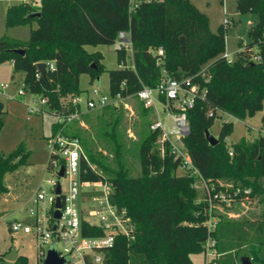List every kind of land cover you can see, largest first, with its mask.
Instances as JSON below:
<instances>
[{"label":"trees","instance_id":"16d2710c","mask_svg":"<svg viewBox=\"0 0 264 264\" xmlns=\"http://www.w3.org/2000/svg\"><path fill=\"white\" fill-rule=\"evenodd\" d=\"M236 7L241 12H253L257 20L249 31L250 41L240 42L232 63L223 55L231 20L227 19L215 33L208 15L191 0H41L38 5L20 2L7 8L6 29H30L24 39L6 32L0 35V63L12 61L15 72H24L26 90L47 99L46 112L75 110L66 100L80 94L81 75L88 73L93 82L106 70L102 54L90 52L86 45L115 44L121 31L130 36L132 62L127 61L129 50L117 47L120 67L108 70L112 96L128 97L144 86L155 87L165 70L178 80L191 77L200 88H207L206 96L198 93L195 103L185 109L189 132L182 139L199 174L191 175L183 167L182 158L170 142L163 146L158 142V128L150 129L140 144L139 176L129 175L118 146L111 164L89 139L69 131L70 125L64 128V134L81 138L88 156V161L82 163V179L110 181L114 188L112 202L120 209L126 208L135 223L133 238L118 235L114 247L105 252L103 264H194L191 254L203 251L212 237L221 255L210 264H242L238 256L242 248H248L250 264H264V219L238 221L218 213V225L210 232L206 225L210 203L205 188H200L203 182L220 188V180H231L232 189L249 188V196L258 195L264 200V135L228 144L234 127L228 120L222 123L218 143L210 144L205 133L211 132L219 112L234 114L237 100L244 115H253L264 104V0H237ZM34 11L40 14L31 15ZM34 21L36 27L32 26ZM161 47L164 55L157 64ZM15 48L25 53L14 52ZM39 62L47 63L45 74L40 72ZM219 65L222 68L218 72ZM225 71L231 73L229 79L223 78ZM112 107L116 106L94 111ZM169 107L172 113L181 111L174 100ZM4 112L5 104L0 99V129ZM98 119L99 133L114 137V126L108 130L106 119ZM59 129L56 122L55 132ZM29 154L22 144L9 154H0V196L8 190L5 173L27 163ZM179 168L183 173H178ZM241 199L240 195L236 197V201ZM83 233L90 236L103 230L83 221ZM3 257L0 255L1 262L6 261ZM19 261L28 264L24 255Z\"/></svg>","mask_w":264,"mask_h":264},{"label":"rangeland","instance_id":"374dc122","mask_svg":"<svg viewBox=\"0 0 264 264\" xmlns=\"http://www.w3.org/2000/svg\"><path fill=\"white\" fill-rule=\"evenodd\" d=\"M191 1L200 11L208 15L209 26L215 33L219 32V26L225 22V18L231 20L225 33L224 53L228 52L232 58H235L241 47L240 42L250 41L249 31L256 24V14L237 10V0ZM0 2L6 9L7 6L20 2H34L38 5L41 0H0ZM32 26L36 27L37 22L34 21ZM29 29L28 26H16L7 28L6 34L11 37L17 35L28 37ZM117 47V43L98 46L86 45V49L90 52L99 51L102 54V61L106 70L99 80L93 82H91L88 73L81 75L79 82L81 98L84 99L87 95L91 96L95 87L102 93L110 95L108 70L120 67L117 61ZM129 52L130 55L127 61L131 63V50ZM221 68L222 65H219L216 71H221ZM24 76L23 71L15 72L12 61L0 63V85L7 86L4 92H0V99L5 104V112L1 114L3 125L0 129V154H9L21 144L30 152L27 163L20 164L15 170L5 173V184L8 190L0 196V255H3L5 251L16 248L19 255L26 257L28 264H39L37 259L38 242L33 234L23 231L14 233L9 225L13 220L20 221V219L28 218V207L31 198L37 191V187L44 179L51 178L50 172L47 171L51 157L49 140L52 138V134L55 133L54 125L58 120L55 114L46 111L30 112L32 106H41V96L32 94L27 90L22 95L18 94L19 88L24 87ZM230 76L231 73L225 71L223 78L229 79ZM233 111L234 114L232 113V115L228 112L218 113V117L211 128V132L216 137L219 135L223 121L226 120L234 123L232 133L227 140L228 144L230 142H241L244 138L254 139L261 134L264 135V104L253 115H244L241 114L242 108L240 101L237 100ZM98 116L106 119L108 124L105 126L108 130H111L114 126V137L99 133ZM157 119L163 121L167 130L172 127V118L161 102L157 101L154 108H147L142 100L132 96L115 108L92 111L82 116L80 120L70 124L69 131L78 132L83 140L89 139L94 149L102 153L105 156L104 159L111 164H114L116 146H118L122 160L127 170H129V175L139 176L142 170L140 144ZM90 162L96 167L95 163ZM183 171L180 168L178 169V173H183ZM262 183H264V177ZM220 184V187L233 185L231 180H220ZM66 186L67 183L63 181V188L66 189ZM200 188L203 189V186H200ZM260 199L261 197L258 195L249 196L235 202L230 208L217 203L216 212L221 213L225 219L238 221L246 219L262 220L264 219V200ZM85 204L87 202H78L80 209ZM238 253L241 262L242 257L247 256L248 248H242ZM191 258L194 264H210L211 262L207 261L204 251L191 254Z\"/></svg>","mask_w":264,"mask_h":264},{"label":"built area","instance_id":"2783aa9c","mask_svg":"<svg viewBox=\"0 0 264 264\" xmlns=\"http://www.w3.org/2000/svg\"><path fill=\"white\" fill-rule=\"evenodd\" d=\"M228 18H225V22ZM118 47L132 50L130 36L126 31L119 33L116 41ZM159 58L157 64H160L161 57L164 55L163 48L158 49ZM227 62L232 63L234 58L228 52L224 53ZM255 56V60H259ZM50 67L54 66L50 62ZM209 81L208 78L206 82ZM24 86V85H23ZM6 85H0V92H4ZM26 91L25 86L19 88L18 94L22 95ZM206 96L207 88H200L198 83H194L190 78L178 80L171 76L166 70L160 83L155 87L144 86L135 95L124 97L121 94L108 96L102 93L98 88L92 90V95L81 98L80 94L70 95L66 102L75 106V110L62 108L55 112L60 129L52 134L49 140L51 157L47 166L51 178L44 179L37 187L36 193L31 198L29 205V215L27 219L13 220L10 222V228L14 233L21 231L31 233L38 242L37 259L44 264L45 257L51 246L55 245L58 255L67 258L65 264H103L104 254L108 249L116 244V237L124 235L133 238L135 223L127 215V209H120L112 202L114 188L110 181H84L82 179V163L88 161L85 154L83 143L80 137L75 135H66L64 128L71 123L80 120L83 114L88 111L102 109L108 105L119 106L129 97H136L142 100L147 108L156 107L159 101L169 112L173 124L170 129H166L163 121L157 119L152 124V129H160L158 142L163 146L166 141L170 142L172 150L183 160V167L190 171V174H199L194 166L191 157L183 144V137L189 132V122L185 109L191 107L196 100L197 94ZM161 97L166 99L164 102ZM175 101L181 109L179 112H171L169 103ZM41 106L34 105L30 112H44L48 105L47 99H40ZM233 154V151H230ZM64 167L65 174L60 176V170ZM63 181L67 183L66 189L63 188ZM60 182L61 192L57 191V185ZM228 187L218 188L215 184H206L203 182L208 195L209 210L207 213L206 225L210 232L216 229L218 225V216L216 212L217 203L224 204L226 208L232 207L238 195L241 198L249 197L250 189L241 190ZM60 198L61 206L57 207V199ZM79 201L87 202L81 209L78 206ZM61 212L60 217H56V210ZM83 221L92 226L103 230L102 234L87 236L83 233ZM55 224L57 228L55 229ZM204 253L207 261H212L221 254L216 248V240L212 237L204 245Z\"/></svg>","mask_w":264,"mask_h":264},{"label":"water","instance_id":"95a60500","mask_svg":"<svg viewBox=\"0 0 264 264\" xmlns=\"http://www.w3.org/2000/svg\"><path fill=\"white\" fill-rule=\"evenodd\" d=\"M39 14H40L39 11H34L31 13V15H35V16H38ZM13 51L17 52V53H22V54L25 53L24 49H22V48H15V49H13ZM46 67H47L46 62H39L38 63V68L40 69V72L43 74H45V72L47 70ZM97 80H99V79H97ZM205 133L207 134V139H208L210 144L214 145V144L218 143V141H219L218 137H216L212 132L206 130ZM64 174H65L64 167H62L60 170V176H63ZM60 187H61V185L59 182L57 185V188H56L58 192H61ZM56 206L57 207L61 206L60 198L57 199ZM55 215H56V217H60L61 212L59 209L56 210ZM56 228H57V224H55V229ZM19 256L20 255H19L18 250L16 248H12L11 250L4 252L3 259L6 261H4V262L0 261V264H26L23 261L22 262L19 261ZM67 260H68L67 258H63V257H60L58 255L57 248L55 245H53L48 250L47 256L45 257L44 264H65ZM241 261H242V264H250L251 263V259L249 256L242 257Z\"/></svg>","mask_w":264,"mask_h":264},{"label":"crops","instance_id":"0c3cea01","mask_svg":"<svg viewBox=\"0 0 264 264\" xmlns=\"http://www.w3.org/2000/svg\"><path fill=\"white\" fill-rule=\"evenodd\" d=\"M27 3H29V2H27ZM31 3H34V2H31ZM34 4H35V3H34ZM9 6H11V5H9ZM9 6H7V8H8ZM0 8L2 9V10L0 11V35H1L2 33H4V32L7 31L6 26H5V17H4L7 8L5 9V8L2 6L1 2H0ZM1 31H3V32L1 33ZM13 37H18V38H22V39L27 38V37H20L19 35H17V36H13Z\"/></svg>","mask_w":264,"mask_h":264}]
</instances>
